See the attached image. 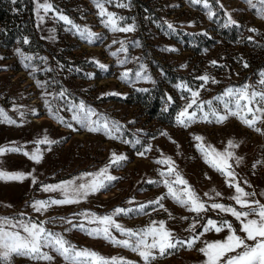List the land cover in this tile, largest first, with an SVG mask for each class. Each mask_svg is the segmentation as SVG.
<instances>
[{
	"label": "rangeland",
	"instance_id": "rangeland-1",
	"mask_svg": "<svg viewBox=\"0 0 264 264\" xmlns=\"http://www.w3.org/2000/svg\"><path fill=\"white\" fill-rule=\"evenodd\" d=\"M40 2L43 3L44 0ZM48 2L52 4L54 11L44 13L41 10L40 15L44 17L41 21L33 0L37 37L27 39V47L20 42L9 47L0 45V107L20 125L0 124V146L15 141L17 146H24L26 151L31 152L39 147L43 152V159L39 164L20 153H7L0 157V167L3 170L32 172L37 179L36 183H33L31 177L22 182L0 180V217H30L36 222L50 221L45 225L46 228L63 234L78 248L92 249L105 257L121 256L142 264L136 253L113 246L104 239L93 238L59 218L71 219L77 224L83 221L87 227H96V224H88L77 214L90 211L106 215L117 207L135 209L164 195L167 188L162 183L148 181L164 179L160 172H166L168 165L156 161L165 157H171L175 161L177 170L203 200L213 202L204 196V193L214 196L211 190L215 188L222 195L216 197L214 202L232 205L239 210L240 206L228 199L235 194L234 188L228 187L225 177L205 162L197 148L200 142L195 139L196 136L204 138L205 146L212 145L218 151H224L230 139L243 141L238 148L232 149L237 156L244 158L243 162L239 165L234 161L230 163L233 164L237 173L236 179L240 181L241 187L247 192L257 194L251 199L264 203V195H261L264 193V163H259L264 161V135L232 116L224 123H209L197 119L187 128L176 123L177 114L188 102L186 97H190L189 92L178 88L177 85H187L193 91H199V102L213 101V106L218 109H223V105L214 98L223 95L230 87H264L259 83L261 74L264 73V19L257 17L255 9L250 8L245 0H219V3L216 0H208L212 12L215 13L209 18L208 9H205L203 4L194 5L189 0H130V7L127 8L116 7V0H113V3L105 4L107 11L127 18L121 22V26L125 23L135 25V31L113 33L104 27L101 20L106 17L99 16V10L93 0ZM228 13L238 22L235 27L239 39L234 42L221 35V30L227 28L224 25L227 23ZM58 14L69 17L81 29H90L101 38L89 42L82 38L75 28L59 20ZM169 23L174 26L175 31L168 29ZM250 28H255L258 32H251L248 30ZM192 31L201 32L212 40L208 46L196 50L191 47V40L181 41L175 36L178 32L180 36L191 37ZM120 41L127 47L126 52H118L121 48ZM134 42H138L139 46H135ZM173 48L177 51L165 50ZM17 50L33 59L26 61ZM112 52H117L118 55L113 56ZM125 59L129 62L119 63ZM211 61H216L217 64L213 66ZM97 62L105 65L106 70L101 69ZM245 63L247 67L244 66ZM25 64H31L32 67L26 68ZM141 64L146 68L145 74L155 83L160 82L168 96L172 97V120L151 116L143 105L135 101L136 93L152 86L153 83L144 79H133L130 83L121 81L123 72L130 70V76L134 77L135 72L141 70ZM171 73L180 75L179 81L169 80L167 75ZM205 74L214 77L217 82L213 83L211 79L204 82L199 79ZM37 80L46 83L48 93L58 94L62 89L66 90L63 98L53 100L49 95L47 99L60 109L59 115L71 123L72 128L61 124L49 114L42 98L45 89L37 86ZM108 92L121 95H102ZM80 101L98 113L120 122L124 126L121 129L123 138L130 143L109 139L102 132H89L81 128L72 120L71 110L72 103L79 104ZM16 107L25 113L24 117L14 110ZM31 109L37 110L38 115H33ZM191 111L192 109H189V112ZM204 111H209L206 104ZM218 114L223 115L224 112L219 111ZM201 115L203 113L197 112V117ZM208 119L214 118L209 116ZM258 126L264 129V124ZM73 128L77 130L73 131ZM162 131L168 135H161ZM44 135L59 142L36 145L34 141ZM136 140L140 143L136 144ZM149 145L150 151L144 156L138 155L139 151ZM113 152L125 155L127 160L120 166L113 165L109 169V173L119 179L113 181L108 188L90 195L78 204L54 205L45 212H36L31 207L35 200L60 198L59 193L42 191V185L58 184L82 173L97 172L109 164ZM244 181L248 183L244 184ZM163 203L174 218H169L168 212L158 205H148L145 209L148 213L146 215L121 214L115 219L131 229L144 228L152 221L163 220L176 236L185 240L203 231V221L197 225L196 232L189 233L185 230L195 213L187 211L171 198H166ZM185 216L189 219L182 220L181 217ZM208 218L217 221L228 220L237 230V234L243 235L239 231L240 222L230 213L210 210L204 217L205 220ZM112 232L118 239L124 238L115 229ZM227 235V229L220 233H205L192 250H188L185 245L178 251L157 259L154 264H202L205 257L197 250L203 246L202 242L223 240ZM44 251L54 255L55 260L34 261L16 256L14 264H67L63 257L50 249Z\"/></svg>",
	"mask_w": 264,
	"mask_h": 264
},
{
	"label": "snow or ice",
	"instance_id": "snow-or-ice-1",
	"mask_svg": "<svg viewBox=\"0 0 264 264\" xmlns=\"http://www.w3.org/2000/svg\"><path fill=\"white\" fill-rule=\"evenodd\" d=\"M16 0H13L15 3ZM190 3L203 4L205 9H208L209 18L215 15L212 12V6L208 3V0H189ZM219 3V0H216ZM93 3L99 10L98 14L102 19L104 27L109 31L115 32H132L135 31L134 24H123L122 21H126L127 18L118 16L114 12H109L105 8V4L113 3V0H93ZM245 3L250 8L256 10V15L260 19H264V0H245ZM36 12L38 18L42 21L43 16L40 15L41 10L44 13L54 11L53 6L48 0H44L43 3L40 0H35ZM116 7L127 8L130 7V0L127 2H121L116 0ZM223 7V5H220ZM227 23L224 25L228 27L230 25H237L238 22L232 19L231 14H227ZM58 19L64 21L70 25L71 28H75L80 36L84 39L92 42L95 39L101 37L91 32L90 29H81L79 25L69 19V17L58 14ZM168 29L175 31L172 24L167 25ZM70 28V30H71ZM251 32H258L255 28L248 29ZM251 39V37H249ZM25 43L28 40L25 38ZM117 43V41H113ZM121 48L118 52H126L127 47L123 41H120ZM135 46H139L138 42H134ZM166 51H177V49H165ZM18 54L24 56L20 50H17ZM111 55L117 56V52H112ZM2 59V57H0ZM26 61H31L33 57L24 56ZM44 59V58H42ZM139 59V58H136ZM129 62L128 59L120 60V64ZM99 64V62H97ZM211 64L215 66L216 61H211ZM186 66V65H184ZM245 67L248 65L245 63ZM26 68L32 67L31 64H25ZM101 69L106 70V66L99 64ZM139 71L135 72L134 77L130 76V70H126L120 76L122 82L130 83L135 80H148L155 84L151 77L146 75V68L143 64L140 65ZM35 70V69H34ZM49 71L51 69H48ZM91 77V74H89ZM262 79L259 81L260 85L264 86V73L261 74ZM204 82H208L210 79L213 83H216L214 77H210L205 74L199 77ZM37 86L44 88L45 92L42 98L45 101V105L48 108L49 114L53 118L57 119L61 124L66 127L72 128V124L64 120L59 115L60 109L53 105L52 101L48 100L49 95L53 100L65 97L66 90H61L58 94L48 93L46 83L37 80ZM178 88L186 90L190 93V97H186L188 102L180 109L176 116V123L185 128L189 127L192 123H195L197 119L203 122H215L224 123L229 116L236 117L245 126L253 129L255 132L264 135V129L259 127V124H264V87L255 89L250 85H243L239 88L230 87L225 90L223 95L217 96L214 99L219 101L223 105V109H218L213 106V101L199 102V91H193L187 85H177ZM140 91H148L147 89H140ZM104 96H118L120 93L108 92L103 93ZM168 102H172V97H167ZM205 104L208 106L209 111L205 112ZM195 106V107H194ZM189 109H192L189 112ZM19 113L21 117L25 116L24 112L20 111L19 107L14 109ZM71 110H73L72 120L76 121L81 128L86 129L89 132H102L109 139H119L123 143H130V141L123 138L121 129L124 127L120 122L115 121L105 114L98 113L94 108L86 105L83 101L79 104L72 103ZM167 108H165V111ZM33 115H38L37 110H30ZM219 111H223L224 114H218ZM197 112L203 113L200 117H197ZM249 115L251 118H249ZM212 116L214 119H208ZM93 117H97L93 119ZM0 124L16 125L17 120L10 117L5 109L0 107ZM77 129L73 128V131ZM161 135L167 136L168 133L161 132ZM170 138V137H169ZM171 139V138H170ZM195 139L200 143L197 144L198 150L203 155L205 162L208 163L213 169L225 177L226 184L230 188H234L235 194L228 197L233 200L236 205H239V210L232 206L219 202H214L216 197H221V193L216 191L215 188L211 190L214 194L204 193V196L208 197L211 203L203 200L196 190L183 178L182 173L177 170L175 161L171 157H165L162 160L156 161L160 164H167L168 169L166 172H160V175L164 177L161 181H148L149 183H162L167 192L156 198L155 200L148 201L147 204H141L138 208H123L117 207L111 213L106 215H98L94 212L84 211L77 215L84 218L88 224H96V227H87L83 221L80 223H73L71 219L60 217L59 219L72 225V228H78L80 231L85 232L87 235L93 238H101L111 243L113 246L123 247L136 253L142 261V264H154L159 258H164L166 254H172L174 251H178L180 247L186 245L188 250H192L196 243L200 241V238L208 232L220 233L225 229L228 230V235L223 240L207 241L204 240L203 246L197 250L205 257L202 264H264V203H261L258 199L254 198L257 194L255 192H247L241 183L236 179L237 173L234 170L233 164L230 161H234L236 165L243 162V157L237 156L232 149L238 148L243 141L230 139L227 142V148L224 151H218L212 145L205 146L204 138L196 136ZM59 141L51 140L47 135L43 138L34 141L36 145H51L58 143ZM136 144L140 141L136 140ZM175 143V141H173ZM50 150V148L48 149ZM151 150L149 145L143 151H139L138 155L144 156L147 151ZM7 153H20L39 164L43 159V152L39 147H36L33 151H26L24 146H17L15 141L8 145L0 146V157ZM127 157L123 154H117L113 152L110 157L109 164L101 168L97 172L82 173L78 177H74L69 180L61 181L58 184H44L41 186V190L49 193H59L60 198H49L47 200H35L32 202L31 207L36 212H45L48 208L54 205H66V204H78L82 200H86L90 195H93L102 189L108 188L113 181L119 179L109 173V169L115 165L120 166L122 162L126 161ZM259 163H264L260 161ZM2 164V161H0ZM255 166V165H254ZM34 172V170H33ZM31 177L33 183L37 182L36 176L32 172H7L0 167V180L2 181H20ZM169 177H172L170 179ZM79 181V182H78ZM247 184V181L243 182ZM251 187V185H248ZM264 195V193H261ZM166 198H171L179 206L186 208L187 211L195 213V217L192 218V222L189 227L185 229L189 233L196 232L197 225L202 223L203 231L195 236H191L187 240L181 239L167 227L165 221H152L148 226L139 229L126 228L124 225L117 222L115 217L123 214L125 216L130 213L133 214H148L145 209L148 205H158L159 208L168 212L169 218H174L172 213L164 207L163 201ZM154 210H156L154 208ZM210 210H219L221 213H230L240 222L239 231L243 235H238L237 230L233 227V224L228 220H215L212 218L204 219ZM23 217V213H21ZM182 220H188L189 217H181ZM50 221L36 222L32 218L17 219L14 217H0V264H14V257L22 256L27 257L34 261H48L55 260V256L50 254L44 249H50L51 252L63 257L67 264H137V262L129 260L121 256L105 257L100 253L87 248H78L71 241L67 240L63 234L53 232L46 228L45 225ZM118 231L123 239H118L113 235L112 230ZM70 230V229H69Z\"/></svg>",
	"mask_w": 264,
	"mask_h": 264
},
{
	"label": "trees",
	"instance_id": "trees-1",
	"mask_svg": "<svg viewBox=\"0 0 264 264\" xmlns=\"http://www.w3.org/2000/svg\"><path fill=\"white\" fill-rule=\"evenodd\" d=\"M34 20L33 0H0V45L9 47L16 42H20L24 47L27 44L26 39L36 38L37 29ZM235 25H230L221 30V35L231 39L233 42L239 39V33L236 32ZM191 37L180 36L178 32L175 36L183 41L191 40V47L198 50L208 46L209 36H204L201 32L192 31ZM171 81H179L180 75L171 73L167 75ZM182 77V76H181ZM181 81V80H180ZM148 91H139L136 93L135 101L143 105L147 112L156 118L162 120H172L173 104L168 102L166 89L160 82L146 88ZM165 108L167 110L165 111Z\"/></svg>",
	"mask_w": 264,
	"mask_h": 264
},
{
	"label": "bare ground",
	"instance_id": "bare-ground-1",
	"mask_svg": "<svg viewBox=\"0 0 264 264\" xmlns=\"http://www.w3.org/2000/svg\"><path fill=\"white\" fill-rule=\"evenodd\" d=\"M36 120V119H35Z\"/></svg>",
	"mask_w": 264,
	"mask_h": 264
}]
</instances>
